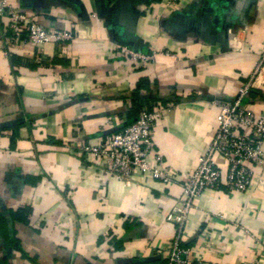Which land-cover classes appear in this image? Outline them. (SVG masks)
Wrapping results in <instances>:
<instances>
[{
  "label": "crops",
  "instance_id": "1",
  "mask_svg": "<svg viewBox=\"0 0 264 264\" xmlns=\"http://www.w3.org/2000/svg\"><path fill=\"white\" fill-rule=\"evenodd\" d=\"M9 1L73 37L33 45L25 28L5 39L0 27V264L163 262L175 232L166 216L217 126L213 101L236 97L264 47V0ZM141 78L139 107L163 109L152 140L177 172L170 184L105 175L78 148L137 115ZM245 100L264 113V85ZM254 173L245 191L196 200L181 236L193 258L264 264V163ZM19 208L26 220L13 218Z\"/></svg>",
  "mask_w": 264,
  "mask_h": 264
},
{
  "label": "built area",
  "instance_id": "2",
  "mask_svg": "<svg viewBox=\"0 0 264 264\" xmlns=\"http://www.w3.org/2000/svg\"><path fill=\"white\" fill-rule=\"evenodd\" d=\"M179 1L165 0L164 3L165 6H171ZM0 27L5 39L6 34L12 32L17 35L25 28L26 41L33 45L64 42L73 37L71 31L41 25L33 13L18 9L9 0H0ZM116 49L120 54L142 63H147L154 55V52L134 50L122 44H117ZM263 85L264 47L236 97L214 99L218 107L215 132L206 150L198 155L188 178L182 183L183 196L166 216L175 224V232L164 261L154 264H217L193 258L190 250L182 246L181 236L188 213L200 196L221 188L226 192L247 190L255 177L254 166L264 163V113L257 112L245 100H249L250 93ZM162 110L159 105L143 107L122 130L101 137L96 143L79 142L78 148L88 160L100 165L105 175L124 180L136 172H143L170 184L176 180L177 172L161 153L154 151L152 140L153 126L160 121ZM217 157L226 163L225 178Z\"/></svg>",
  "mask_w": 264,
  "mask_h": 264
},
{
  "label": "trees",
  "instance_id": "3",
  "mask_svg": "<svg viewBox=\"0 0 264 264\" xmlns=\"http://www.w3.org/2000/svg\"><path fill=\"white\" fill-rule=\"evenodd\" d=\"M146 83V80L145 78H141V82L138 84V86L136 87V89L131 93V100L134 102L135 106H136V112L137 114L139 113V111L141 110V107H139L137 101L140 99V95L138 93V90ZM255 92V90H253L251 93H250V96ZM147 108H151L150 105H148ZM137 116V115H136ZM136 116L130 120L129 122H132ZM128 122V123H129ZM28 209H25V208H19L15 211L12 212V216L13 218H16V219H20V220H26L27 219V215H28ZM3 219V218H2ZM0 219V220H2Z\"/></svg>",
  "mask_w": 264,
  "mask_h": 264
}]
</instances>
